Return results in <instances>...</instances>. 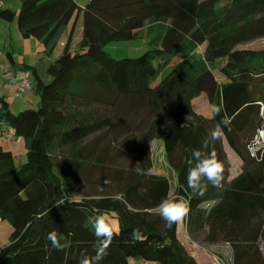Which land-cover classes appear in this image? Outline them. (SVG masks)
Segmentation results:
<instances>
[{"label": "trees", "instance_id": "trees-1", "mask_svg": "<svg viewBox=\"0 0 264 264\" xmlns=\"http://www.w3.org/2000/svg\"><path fill=\"white\" fill-rule=\"evenodd\" d=\"M80 17L82 38L72 52ZM0 19L15 21L19 34L39 40L45 54L71 23L61 52L47 66L48 82L33 72L38 107L13 114L0 98V125L23 140L26 156L18 169L13 154L0 148V218L11 226L0 264H79L81 253L95 255L92 219L98 215L119 233L101 264L131 258L197 264L180 241L178 222L169 226L153 214L162 199L177 197L190 205L182 219L186 231L205 228V240L220 248L215 257L223 264H264V147L250 157L242 137L264 104V50L237 48L264 37V0H88L82 7L74 0H21L18 13L0 10ZM146 25L149 51L131 59L105 55V45L135 39ZM203 43V60L223 64L222 83L209 69L186 76L192 62L184 51ZM201 94L211 108L222 109L219 115L205 118L193 110ZM225 115L231 122L212 141L209 133ZM222 139L243 162L229 181ZM153 142L160 144L166 176L153 171ZM192 150L215 154L224 170L221 188L208 184L201 196L187 187ZM126 154V167L113 165ZM136 228L145 241L131 239ZM53 230L67 239L66 250L47 240Z\"/></svg>", "mask_w": 264, "mask_h": 264}, {"label": "rangeland", "instance_id": "rangeland-1", "mask_svg": "<svg viewBox=\"0 0 264 264\" xmlns=\"http://www.w3.org/2000/svg\"><path fill=\"white\" fill-rule=\"evenodd\" d=\"M7 5L3 6V9H10L15 13L19 12L20 2L21 0H6ZM76 4L80 7L84 6L88 0H74ZM71 28V23L68 24L66 28H64L59 36L56 38L55 48L51 54L43 53L45 50L44 45L34 37L23 38L16 27V22H5L0 19V95L4 102L7 104L8 109L13 113L17 114L26 110L36 109L39 105V94L36 91V80L34 76V71L37 73L39 78L43 82H48L49 77L46 73L47 66L53 62L54 56L56 54L59 55L61 52L66 40L68 32ZM146 27L139 33V36L135 39L129 41H117L111 42L104 46L103 50L105 55L111 59L120 60L125 58H136L145 52L149 51L151 48L147 44V40H151L150 37L146 34ZM82 38V22L81 17L78 19L75 28L73 30L71 40H70V50L75 52L79 49L80 40ZM195 51L192 52V55L189 58L190 62L195 61V66H199L200 63L198 61L203 60V52L206 48V44L203 43L198 45ZM240 50H249L253 52L263 51L264 50V37L255 39L237 46ZM201 52V54H200ZM150 59L155 64L156 63V55L155 53H150ZM12 59V61L10 60ZM254 63H257V57L253 58ZM260 60V59H259ZM205 62V61H204ZM206 63V62H205ZM218 61L215 64V69L213 70L216 78L219 82H223L222 78L219 74V68L223 64H220ZM261 61H258V65H261ZM190 66V65H189ZM2 67H6L9 73H13V70L16 71L17 77H25L30 83V88L22 89L21 94L16 96V92H18V82L15 84L10 83V79L5 77V72L2 70ZM188 68V67H187ZM260 68V67H259ZM258 68V69H259ZM263 68V67H262ZM171 69V66L167 67V69L163 72V75L166 74ZM264 69V68H263ZM6 71V73H8ZM264 90V86L262 87ZM262 96H264V91ZM263 106L264 104H260L258 116L259 119L257 122L253 123V128L251 127L249 130L245 131L242 134L245 148L247 149L250 157H253L252 152H255L256 155V146L264 145V121H263ZM193 110L197 113L201 114L204 117H209L211 115V106L204 94H201L198 98H196L193 102ZM223 150L228 158L229 165V178H233L237 176L243 168V162L241 159L228 147L225 140L222 139ZM0 148L4 151H10L13 154L15 166L19 169L22 164L26 161L25 156V146L24 142L20 138H14L12 135V131L10 128L5 125H0ZM151 148V158L153 164L158 166L163 161L161 148L159 142H153L150 145ZM251 148V151H250ZM255 158V157H253ZM130 159V155L126 154L122 157H117L114 161V166L126 167L127 160ZM99 170L94 172V178L98 180ZM228 178V180H230ZM96 187V186H95ZM95 187L92 190H95ZM91 190V191H92ZM89 188H85L82 191V194L87 193ZM76 199L80 200L82 195L76 194ZM183 222V221H182ZM4 226L6 227V234L4 230L0 232V245L2 243H6V238L9 236V232H11V226L8 221L5 220ZM185 231V232H184ZM182 240L185 244L188 253H192L194 249H198L197 254L199 256H195L199 262V264H205L206 262L209 264H213L215 260V251L209 252L207 249L211 247V244L208 243L205 238L207 235V230L205 228L199 229L195 233L186 232L185 229L182 228ZM207 249H205L203 246ZM262 255L264 254V248L261 249ZM210 253V254H209ZM2 251H0V256L2 255ZM191 255V254H190ZM203 258H201V257ZM264 257V256H263ZM195 259V258H194ZM196 260V259H195ZM197 262V261H196ZM197 262V264H198ZM129 264H158L152 261H140L130 259Z\"/></svg>", "mask_w": 264, "mask_h": 264}, {"label": "clouds", "instance_id": "clouds-1", "mask_svg": "<svg viewBox=\"0 0 264 264\" xmlns=\"http://www.w3.org/2000/svg\"><path fill=\"white\" fill-rule=\"evenodd\" d=\"M221 111L222 109L215 105L211 108L213 117L219 115ZM230 122V119L225 115L209 133L211 140L215 141L220 139L223 136L221 125L227 127ZM196 126L198 125L194 121V127ZM261 147H264V145H257L256 150L259 151ZM252 155L255 156L254 151ZM191 156L192 159L188 161L191 166L188 169L186 177L187 187L193 192L199 193L201 196L207 190L208 184H211L217 189L221 188L224 170L221 164L218 163L215 154L205 155L200 150H192ZM193 161H195L194 164ZM189 212L190 205L183 197H177L174 200L168 198L162 199L156 208L153 209V214L158 215L169 226L186 218ZM92 228L99 244L95 248V255L89 256L86 253H81L79 264H101L108 254L107 249L111 245L114 236L119 235L118 232H114L110 222L106 221L103 215H98L92 219ZM130 236L133 241L143 242L147 239L139 228L133 229ZM46 238L57 251H64L68 247L67 239L62 233H58L56 230L49 232Z\"/></svg>", "mask_w": 264, "mask_h": 264}, {"label": "crops", "instance_id": "crops-1", "mask_svg": "<svg viewBox=\"0 0 264 264\" xmlns=\"http://www.w3.org/2000/svg\"><path fill=\"white\" fill-rule=\"evenodd\" d=\"M5 5H7V1L6 0H0V10H2V8H3V6H5ZM197 48H200V47H198L197 45H194V44H190L189 45V47L187 48V50H186V52L184 51V53H185V57L189 60V58H190V56L192 55V52L193 51H195ZM200 54H201V52H200ZM58 56V54H56L55 56H54V59L56 58ZM10 60L12 61V59L10 58ZM199 63H200V65L199 66H195V61H193L191 64H190V67L188 68V70H187V72H186V76H187V78L188 79H193L194 77H196L197 75H199L200 73H202L203 71H205V70H207V69H209V70H211V71H213L216 67H215V64H216V62H213L212 64H208V63H205L204 61H202V60H200V61H198ZM218 63H219V61H218ZM217 63V64H218ZM17 74L16 73V71L15 70H13V74ZM0 97H1V95H0ZM198 98V97H197ZM196 99V98H195ZM194 99V100H195ZM194 100L192 101V108H193V102H194ZM194 109V108H193ZM195 111V110H194ZM2 112H3V107H2V105L0 104V114H2ZM196 112V111H195ZM197 113V112H196ZM197 114H199V113H197ZM199 115H201V114H199ZM202 116V115H201ZM204 117V116H203ZM211 117V115L209 116V117H205V118H210ZM223 148H224V146H223ZM228 159V158H227ZM153 171H154V173L155 174H157V175H164V176H166L167 174H168V171H166V169H165V166H164V164H163V162H161V164L160 165H158V166H155V165H153ZM234 178V177H233ZM230 179V178H229ZM232 179V178H231ZM230 179V180H231ZM229 181V180H228ZM183 220H180V221H178V225H179V227H178V236H179V238H180V241L182 242V244L184 245V247H185V249L187 250V248H186V246H185V244L183 243V240H182V228L183 229H185L186 230V226L184 225V222H182ZM4 222H5V220L3 221L1 218H0V232L2 231V230H4V233L6 234V227L4 226ZM114 225H115V223H114ZM185 232V231H184ZM187 232V231H186ZM189 233V232H188ZM9 235H10V232H9ZM6 243H2L1 245H0V251H2V253H3V251H4V249H5V247H6V245L8 244V241H9V236H8V238H6ZM205 249H207L206 247H205V245L203 246ZM209 252H211V251H219L220 250V248L219 247H217V246H215V245H211V247H209L208 249H207ZM188 252V251H187ZM197 252H198V249H194V251L192 252V253H190L191 254V256H193L195 259H196V261L198 262V260H197V256H199L198 254H197ZM210 254V253H209ZM223 254L226 256V257H228V259H229V250H228V248L226 247V246H224V249H223ZM196 256V257H195ZM263 256H264V254H263ZM201 257V256H200ZM201 258H203V257H201ZM215 259H218V258H215ZM130 261V260H129ZM141 261V260H140ZM128 264H129V262H128ZM198 264H199V262H198ZM205 264H209V263H205ZM213 264H223L219 259L218 260H215L214 262H213Z\"/></svg>", "mask_w": 264, "mask_h": 264}, {"label": "built area", "instance_id": "built-area-1", "mask_svg": "<svg viewBox=\"0 0 264 264\" xmlns=\"http://www.w3.org/2000/svg\"><path fill=\"white\" fill-rule=\"evenodd\" d=\"M2 70L5 72V77L10 79V83L15 84V83H19L18 84V92H16V96H19L21 94L22 89L25 88H30L31 87V83L25 78V77H17V74H13V73H9L6 67H2ZM6 71L8 73H6Z\"/></svg>", "mask_w": 264, "mask_h": 264}]
</instances>
